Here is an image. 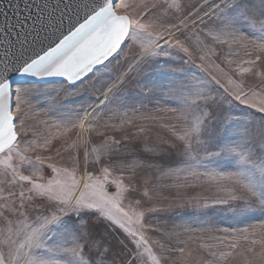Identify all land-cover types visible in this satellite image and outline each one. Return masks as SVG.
I'll return each mask as SVG.
<instances>
[{"label": "snow or ice", "instance_id": "obj_1", "mask_svg": "<svg viewBox=\"0 0 264 264\" xmlns=\"http://www.w3.org/2000/svg\"><path fill=\"white\" fill-rule=\"evenodd\" d=\"M150 261L264 264V0H0V264Z\"/></svg>", "mask_w": 264, "mask_h": 264}, {"label": "rangeland", "instance_id": "obj_2", "mask_svg": "<svg viewBox=\"0 0 264 264\" xmlns=\"http://www.w3.org/2000/svg\"><path fill=\"white\" fill-rule=\"evenodd\" d=\"M166 58H161V63L158 67V70L156 72H148L146 77H145V82L147 83H152L158 86H166L168 83L171 82V80L173 79L172 74L169 72V70L167 69V67L164 65V60ZM24 86V85H21ZM35 87L37 88L38 92L36 97L34 98L35 101L41 105L46 104L48 95L51 92V89L54 87H59L58 83H51V84H35ZM171 106V105H170ZM167 107V106H166ZM163 119L166 120L167 119V114H161ZM47 133H49L52 137H62L63 135H65V131L64 129H46L45 130ZM126 211H130L128 209V207H125ZM131 214V212H130ZM135 218H133L134 220ZM249 224H253V225H257L259 226L260 221L259 220H251L248 222ZM130 228H132V230H136L138 225L133 222L131 224L128 225ZM246 225H240V227H244ZM101 230H103V226H101ZM151 264V261H150Z\"/></svg>", "mask_w": 264, "mask_h": 264}, {"label": "water", "instance_id": "obj_3", "mask_svg": "<svg viewBox=\"0 0 264 264\" xmlns=\"http://www.w3.org/2000/svg\"><path fill=\"white\" fill-rule=\"evenodd\" d=\"M51 83H56V82H35V84H51Z\"/></svg>", "mask_w": 264, "mask_h": 264}]
</instances>
